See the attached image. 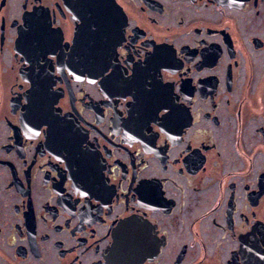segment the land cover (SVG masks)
Returning a JSON list of instances; mask_svg holds the SVG:
<instances>
[{
	"label": "flooded vegetation",
	"instance_id": "flooded-vegetation-1",
	"mask_svg": "<svg viewBox=\"0 0 264 264\" xmlns=\"http://www.w3.org/2000/svg\"><path fill=\"white\" fill-rule=\"evenodd\" d=\"M35 2L0 0V264H133L124 224L133 215L176 236L155 264H227L245 242L237 264H264V0H121L139 59L169 53L165 67L141 69L174 84L169 121L152 119L156 93L136 82L127 102L119 82L92 83L97 33L111 55L110 5L39 0L54 22L50 46L75 36L74 77L66 63L49 70L20 51ZM30 95L61 114L49 136L35 127Z\"/></svg>",
	"mask_w": 264,
	"mask_h": 264
},
{
	"label": "snow or ice",
	"instance_id": "snow-or-ice-1",
	"mask_svg": "<svg viewBox=\"0 0 264 264\" xmlns=\"http://www.w3.org/2000/svg\"><path fill=\"white\" fill-rule=\"evenodd\" d=\"M196 0H191L192 4H195ZM85 5H110L113 9L111 18L107 21L108 26V43L110 44V57L106 58L104 49H97L92 54L86 67L89 75H94L97 79H93L92 83H102L104 87H110L114 82H119L123 87L128 88V91L123 93L125 101H134L136 97V90L133 82L139 84L144 90L151 95L156 93L155 98V115L153 120L169 121L177 118V113L169 103L170 98L173 95L175 89L174 84L171 81L164 79L163 75L157 71L155 75L145 74L141 77V69H147L149 65L156 64L157 67H165L166 65L159 64L158 62L169 56V53L161 48H157L155 51H147V45L141 44L140 47L145 48L147 55L144 60H140L141 51L139 47H135V28L136 25L127 20L126 16L122 13L121 0H84ZM26 7V5H25ZM35 11L30 14L32 19L26 21V30L21 37L22 47L20 51L25 49L38 55L39 59L47 64L49 70L54 71L53 60H56L57 64H67L69 69H74L73 53L75 51L76 39L75 36L69 42L63 41L61 36L55 47L50 46L49 41L53 35L54 22L48 21L42 13V5L39 0L34 3ZM83 19V17H80ZM184 20H180V24H183ZM132 29L131 36L128 35V30ZM91 31L95 33L97 26L92 25ZM117 46L123 49L125 54L124 65L117 70L116 65L120 63L117 53ZM60 48L59 57L57 56L56 48ZM51 53V55H49ZM135 55L137 60L134 62L136 67L131 72L128 71L129 58ZM174 53L171 57L174 58ZM31 57L24 60L23 63H28ZM195 62V61H193ZM182 67V66H181ZM190 69H184V73L187 74ZM72 75L76 76V71L72 70ZM83 73H81V76ZM67 77L65 76V79ZM107 98V96L105 97ZM28 103L30 106L34 105L33 118L37 121L35 127L42 130L44 135L49 136L53 133L52 121L59 118L61 115L58 110H55L51 104L44 106L40 101H34L30 95ZM190 103V100H189ZM214 104L215 101L213 100ZM189 110L184 109L187 113ZM264 131V129H262ZM145 184L148 189L151 185L148 184L149 178L145 177ZM255 177L252 179V183L255 184ZM264 188V185L260 186ZM235 193H233L234 195ZM164 195V193H159ZM78 202V201H77ZM255 216V213H253ZM125 225L130 226L127 236L125 251L129 257H131L133 264H155V258L157 253L160 252V246L164 245L165 250L171 248L176 242V236L173 232L161 233L158 224L148 221L146 217L141 220H137L135 215L132 219L124 221ZM259 227L264 229V223H260ZM235 234V229H233ZM198 235V233H197ZM250 236H255V228L250 230ZM121 244V236L118 234L116 241L113 245L114 248ZM184 251H187V243L180 245ZM255 247V245H252ZM111 251V250H110ZM251 248L248 246V242L242 243L237 248L231 251L228 257L227 264H237V257L243 255L245 252H250ZM259 256V253H257ZM182 258V257H181Z\"/></svg>",
	"mask_w": 264,
	"mask_h": 264
},
{
	"label": "water",
	"instance_id": "water-1",
	"mask_svg": "<svg viewBox=\"0 0 264 264\" xmlns=\"http://www.w3.org/2000/svg\"><path fill=\"white\" fill-rule=\"evenodd\" d=\"M95 39H96L97 46H96V48H94V51L102 48L104 36L97 33V35L95 36ZM89 55H90V53H89Z\"/></svg>",
	"mask_w": 264,
	"mask_h": 264
}]
</instances>
